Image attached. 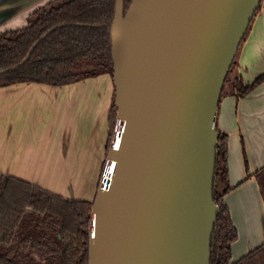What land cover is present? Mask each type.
Segmentation results:
<instances>
[{
    "label": "water",
    "instance_id": "water-1",
    "mask_svg": "<svg viewBox=\"0 0 264 264\" xmlns=\"http://www.w3.org/2000/svg\"><path fill=\"white\" fill-rule=\"evenodd\" d=\"M124 1L111 24L117 116L89 264H210L219 100L263 0H131L126 11Z\"/></svg>",
    "mask_w": 264,
    "mask_h": 264
},
{
    "label": "crops",
    "instance_id": "crops-1",
    "mask_svg": "<svg viewBox=\"0 0 264 264\" xmlns=\"http://www.w3.org/2000/svg\"><path fill=\"white\" fill-rule=\"evenodd\" d=\"M48 1L0 0V33L24 27L30 13ZM235 67L236 79L245 84L264 73V6L240 44ZM113 92L108 74L62 86L37 82L0 86V172L66 197L92 199L103 165L92 151L95 138V147L106 148L109 131L96 134L108 119ZM216 128L228 136L232 188L224 201L238 232L231 245L235 261L264 241V197L257 177L264 176V81L240 97L234 85L223 90ZM79 137L89 138L82 142ZM54 182L65 189L54 187ZM84 183L91 187L79 190Z\"/></svg>",
    "mask_w": 264,
    "mask_h": 264
},
{
    "label": "trees",
    "instance_id": "trees-1",
    "mask_svg": "<svg viewBox=\"0 0 264 264\" xmlns=\"http://www.w3.org/2000/svg\"><path fill=\"white\" fill-rule=\"evenodd\" d=\"M124 2L126 11L131 0ZM261 6L264 0L255 14ZM114 8L115 0H50L30 13L24 27L1 32L0 86L17 82L62 86L101 74L113 79ZM235 65L236 57L224 83ZM263 81L264 73L250 83L237 80V96L248 94ZM116 116L113 92L106 156ZM217 131L213 198L219 211L211 237L210 264H264V241L231 261V245L238 232L224 201L232 188L228 181V136ZM257 177L264 197V176ZM92 206L93 199L66 197L0 172V264H89Z\"/></svg>",
    "mask_w": 264,
    "mask_h": 264
},
{
    "label": "rangeland",
    "instance_id": "rangeland-1",
    "mask_svg": "<svg viewBox=\"0 0 264 264\" xmlns=\"http://www.w3.org/2000/svg\"><path fill=\"white\" fill-rule=\"evenodd\" d=\"M236 67H234V69H235ZM234 71V70H233ZM236 82H237V79H236V77H235V75H234V73L233 72H231L230 74H229V77H228V80L224 83V90H226V89H228V88H232V86L234 85V84H236ZM110 110V109H109ZM115 125H116V123H115ZM105 128H107V130L105 131ZM98 133L96 134L97 136L99 135V137H100V135H105L106 134V132L108 133V131H109V123H108V119L106 118L105 119V122L104 123H101L100 125H99V128H98ZM113 133H114V131H113ZM112 136H113V134H112ZM89 137H87V138H85V139H83V137H79V139L82 141V142H85V140L86 139H88ZM94 138H91L88 142H91L92 140H93ZM87 142V143H88ZM96 142H97V140H96V138H95V141H94V148H93V151H92V153H94V156H95V158L96 157H98L99 158V161H98V165H104V167H103V165L101 166V169L99 170V174H98V177H97V182H96V184H95V191H94V194H93V196H92V199H93V197H94V195H95V192H96V190H97V187H98V184H99V181H100V179H101V177H102V173H103V171H104V168H105V165H106V159H107V156H106V148L104 147V146H102L100 149H98L97 148V146L95 147V144H96ZM111 143V142H110ZM76 144H77V141H76ZM95 161V160H94ZM104 161V162H103ZM97 163V162H96ZM53 185H54V187H56V188H58V189H65L64 187H65V185L64 184H61V183H53ZM72 185V184H71ZM83 187V191L84 190H88L91 186H88L87 184H83V185H81V184H79L78 185V189L80 190L81 188ZM221 185H218V188L219 189H221ZM77 189V191H79ZM81 190V191H82ZM92 190H93V187H92ZM92 199H90V200H92Z\"/></svg>",
    "mask_w": 264,
    "mask_h": 264
}]
</instances>
